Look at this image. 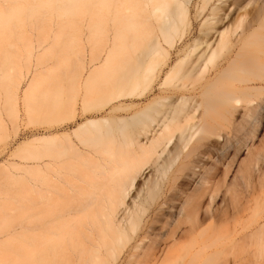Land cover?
<instances>
[{"label":"bare ground","instance_id":"obj_1","mask_svg":"<svg viewBox=\"0 0 264 264\" xmlns=\"http://www.w3.org/2000/svg\"><path fill=\"white\" fill-rule=\"evenodd\" d=\"M29 34L43 38L27 43L29 59L49 37H81L90 52L84 61L77 42L65 51L57 67L73 66L66 80L49 81L21 146L28 264L264 257V223L249 198L264 184V143L248 146L231 181L223 159L229 135L264 107V0H0V51ZM17 68L4 103L11 117ZM38 80L24 89L25 103ZM214 147L222 155H211Z\"/></svg>","mask_w":264,"mask_h":264},{"label":"rangeland","instance_id":"obj_2","mask_svg":"<svg viewBox=\"0 0 264 264\" xmlns=\"http://www.w3.org/2000/svg\"><path fill=\"white\" fill-rule=\"evenodd\" d=\"M74 39L75 38H72L70 36H62L60 38L49 37L43 43L44 45H48L46 51L40 52L38 54L37 49L34 50L36 55L33 57L31 56L30 57L31 59L27 58L28 56L27 51L29 50L28 44H30V46L31 45L37 46L38 43L43 40L42 37H38L35 35L32 36L31 34L27 35V37L25 35L24 36L21 35L20 38L16 36V38L10 40V42L13 45L11 47L9 46L8 50H5L6 52L0 51V114H1L0 116V166H1L0 168L1 170L0 172V237H2L3 239L2 240L3 242L2 241L0 242V264H28V258H27L28 232L27 233L25 232L27 231V227L25 226L28 225V219H29L28 189H27L29 174H26L28 168L26 167L28 164L27 153H26L27 147L25 148L23 147L24 148L23 150L21 149V146H23L30 137L29 135L31 134L32 131L31 130L33 127L32 119L34 115L42 114L43 112V98L49 81L52 78L55 79L56 81L66 80V72L67 70H69L70 67L73 66L71 65L69 67H65V66L57 67L59 61L62 58H64L65 55L67 54L65 51H67L70 47H73L74 44L76 45V47L79 46L78 48H76L74 45L76 51L80 50L79 51L80 55L82 54L83 51H86L84 52V56H83L84 61L87 58L85 56L87 50H89L88 52H90V48H89L90 46L87 47V44L89 45L90 43H86L88 41H85V39L81 37L80 38L77 37L75 40ZM80 39H83L84 41ZM75 42L79 43L78 46L77 43ZM92 42H94V44L96 45L98 44L97 39H93ZM83 48L85 50H83ZM81 50L83 51L81 52ZM78 51L77 53H79ZM6 53H10L11 56L9 58H5ZM104 53L105 51H103L102 54L104 55ZM70 56H72V54H70ZM75 56L73 55L74 58L73 57L72 58L75 59L76 58ZM18 63L22 67L21 68L22 82L18 90V111L16 115H13L11 117V115L7 112V110H5L6 108L4 105L6 104V97H7L6 92L12 91L13 83L17 78ZM86 71L87 69L84 70V73H86ZM50 72H51V76L49 75V77L46 79V76ZM33 76L39 78V80L37 84L34 86V88H32V92L30 91L31 95L27 104L22 98V94L24 89L31 82ZM261 96H263V94ZM79 104L78 107H80ZM8 107H11L10 104H8ZM263 108L260 109L259 112L257 113L258 116L256 121H252L251 124L245 122L247 124V125L245 124L247 128H245L244 126V129L242 128L244 131L240 129L239 131L236 132L238 133L237 134L238 136L235 135L236 133L233 134L230 128H225L226 131L221 130V132L224 133L225 137H226L225 132L227 133V130L229 131L228 132L229 134L231 132L232 134L229 135L228 138L231 139L232 142H234L233 145H231L233 149L230 146L226 148L227 150L226 152H228L226 156L228 157L223 158L225 160L228 158L229 159L228 163L229 164L232 163L231 165H228V169L230 168L231 171H228L229 172L228 176H226V178L228 177V180L226 179V181H229V179L230 181L233 180L234 175L237 174L236 169L238 170L240 163L246 160L248 156L247 155L248 146L254 145L252 146L254 148L262 147L264 143V109ZM2 118L6 122H2ZM238 120L239 121L241 120L240 116L237 118V121ZM231 136L232 137L234 136L233 139ZM221 142H223V139ZM218 147H220V145ZM218 147L213 148V152L211 155L216 156L217 153L222 155L220 151H216ZM228 159L226 161H228ZM209 160H211L212 162L213 159H209ZM9 164L12 168L10 166L8 167ZM12 165L17 169L13 168ZM220 172H219L220 175L219 177L222 176L223 171ZM263 185L257 189L258 191L257 190L255 191L256 195L254 193V195L249 196L250 200H252V202L250 201L251 202L250 205L252 204L251 209L253 208V210L250 209V211H252L253 213V211L255 212L256 210L259 213L258 217L261 216L260 219L262 218V220L260 219L258 220L259 223H261V221L262 223H264L263 220L264 219V186ZM253 197L255 198V200ZM220 203L221 200L218 198L216 200V206L220 205ZM152 207L153 206L149 207V209H147L145 213L147 214L151 210L150 208ZM221 225H225V223L224 224L222 223ZM15 229L17 231L22 229L23 231L22 230L20 232L18 231V233H15L17 235H12L11 233L12 231H15ZM7 235L8 237H6ZM4 238L6 239L9 238V239L6 240ZM261 257H263V255L259 256L258 259L260 261L257 260V258L254 259V261L257 260L256 264L258 263V261L264 264V261H261L260 259ZM253 264H255V262Z\"/></svg>","mask_w":264,"mask_h":264}]
</instances>
